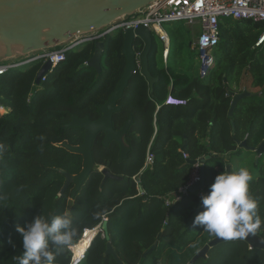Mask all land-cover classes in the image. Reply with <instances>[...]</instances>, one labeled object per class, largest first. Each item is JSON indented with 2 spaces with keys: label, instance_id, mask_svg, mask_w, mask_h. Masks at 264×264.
<instances>
[{
  "label": "trees",
  "instance_id": "16d2710c",
  "mask_svg": "<svg viewBox=\"0 0 264 264\" xmlns=\"http://www.w3.org/2000/svg\"><path fill=\"white\" fill-rule=\"evenodd\" d=\"M219 30L215 68L204 78L159 66L154 42L148 69L158 82L150 92L146 80L136 72L118 103L120 111L112 118L115 131L133 119L123 139L130 148L127 160L120 162L119 145L111 142L103 146L104 135L98 134L92 146L96 169L69 209L68 191L57 198L64 180L58 170L69 175L79 173L82 157L61 144L79 145L84 134L66 125L73 116H88L91 121L101 116L99 108L113 93L125 68L123 32L103 40L99 72L87 66L95 49L93 43H85L66 54L40 84L41 89L35 86L41 61L0 76V107L5 111L0 113V264H18L23 246L16 227L36 216L50 222L53 216L69 213L77 229L72 244L84 229L107 219L109 240L122 264H188L217 237L200 226L193 227L194 217L203 210L198 192H187L169 208L164 199L189 182L193 166L186 160L212 156L227 159L217 158L216 163L207 160L202 165L203 192L207 194L229 157L239 150L237 143L246 135L247 146L264 141V43L255 47L264 23L221 19ZM133 49L142 52L143 43L135 41ZM250 89L259 91L239 101L229 118L230 93ZM168 96L183 104L166 105ZM184 141L186 154L180 152ZM147 153L153 159L145 166ZM261 166L259 162L258 169H263ZM99 168L122 180H108L101 186ZM260 196H264V189ZM156 241L157 249L143 258ZM243 245L229 248L224 255L223 248L214 255L224 257L221 264H247ZM105 249L106 240L98 235L82 264H117L112 256L103 255ZM69 258L65 248L56 253L54 264H68Z\"/></svg>",
  "mask_w": 264,
  "mask_h": 264
},
{
  "label": "water",
  "instance_id": "95a60500",
  "mask_svg": "<svg viewBox=\"0 0 264 264\" xmlns=\"http://www.w3.org/2000/svg\"><path fill=\"white\" fill-rule=\"evenodd\" d=\"M155 1L157 0H0V51L3 52V59L8 60L12 57L14 51L23 56H30L54 49L67 43L74 36L97 31L123 17L134 14ZM138 40L143 43V50L140 55V70H137L135 51L133 49L134 42ZM153 45L154 40L150 29L138 26L135 29L126 30L123 33V45L121 49V53L125 58V68L113 93L104 105L99 108L101 116L95 121H91L89 117L80 119L73 116L71 121L66 125L67 128H79L84 133L82 143L79 145L71 146L67 143L61 144L66 150L82 156L83 159L82 170L78 175L70 176L65 171L58 170L65 178L60 194H63L70 184L74 186L68 201V209L71 207L72 200L81 185L96 168L92 146L98 134L102 133L104 135L102 143L105 147L111 142H116L120 149L119 160H127L130 148L124 144L123 138L126 136L133 119L130 117L119 131H115L112 126V118L114 114L120 111L117 103L123 98L136 72L146 80L150 92L153 90L154 83L158 82V79L152 77L148 69V56ZM94 49L92 58L87 62V66L99 72L104 43L102 41L95 42ZM49 70L50 63L47 61L42 64V67L36 75V87L40 86L41 78L47 75ZM230 94L232 96V102L227 113L229 118L232 117L239 101L252 96L248 91ZM237 144L239 149H248L246 142ZM251 150L255 153V162H257L259 156L264 152V142L260 143L257 149L253 148ZM180 152L186 154V141L183 142ZM229 155L230 153H227L226 156ZM217 158L222 159L224 157L212 156L200 160H186V163L191 166L199 165L198 180L187 187L188 193L194 194L203 189L204 169L202 165L207 160H215ZM225 171H232L230 163L225 165ZM99 172L102 175L101 186L108 180H122L121 177L111 175L105 168H99ZM137 190L139 193H142V188L139 185ZM100 228L106 240V249L103 255H110L117 264H122L112 249L109 240L107 219L101 222ZM235 241L247 244L249 237L235 239L215 237L199 250L188 264H196L200 259H205L209 250L218 245ZM157 246L158 241L144 253L143 258L151 255L157 249ZM257 248L264 249V243L257 244Z\"/></svg>",
  "mask_w": 264,
  "mask_h": 264
},
{
  "label": "built area",
  "instance_id": "2783aa9c",
  "mask_svg": "<svg viewBox=\"0 0 264 264\" xmlns=\"http://www.w3.org/2000/svg\"><path fill=\"white\" fill-rule=\"evenodd\" d=\"M221 19L232 20H251L253 22L264 23V0H157L148 6L138 10L134 14L123 17L106 27L97 31L74 36L67 43L38 54L26 56V59L13 64L0 63V76L9 70H15L22 66H29L32 63L41 61L50 63V74L56 66L65 60L66 54L70 51L78 49L85 43L103 42V40L117 31L123 33L128 29H135L143 26L155 32L159 39L166 43L161 30V25L165 23L184 22L188 26H197L198 36L191 43L192 50H197L199 61V77H206L215 68V55L220 42L219 22ZM264 43V32L260 35L255 47H259ZM141 52H135L137 70H140ZM47 74V75H48ZM47 75L41 78L40 84L43 83ZM37 88V87H36ZM166 105L183 104L182 101L176 100L168 96ZM0 111L3 109L0 107ZM153 156L150 153L146 155L145 166L152 163ZM199 165L193 166L189 182L185 187L180 188L171 197L164 199V205L169 208L172 204L181 200L182 196L187 193V187L198 180ZM139 180H136L138 183ZM140 195L142 193H139ZM93 233V237L89 240L88 247L79 254H76L74 248L88 234ZM100 235L104 238V234L100 225L84 229L80 239L67 247L70 258L68 264H82L85 259L86 252L93 240Z\"/></svg>",
  "mask_w": 264,
  "mask_h": 264
},
{
  "label": "clouds",
  "instance_id": "9594fccd",
  "mask_svg": "<svg viewBox=\"0 0 264 264\" xmlns=\"http://www.w3.org/2000/svg\"><path fill=\"white\" fill-rule=\"evenodd\" d=\"M252 179L250 171L243 167L218 174L208 193L200 198L203 210L194 217L193 227L200 226L224 239L254 235L264 220L249 191ZM16 232L23 246L22 256L17 257L18 264H54L56 253L70 246L77 235L69 213L53 216L50 222L44 216H36L30 223L18 225Z\"/></svg>",
  "mask_w": 264,
  "mask_h": 264
},
{
  "label": "rangeland",
  "instance_id": "374dc122",
  "mask_svg": "<svg viewBox=\"0 0 264 264\" xmlns=\"http://www.w3.org/2000/svg\"><path fill=\"white\" fill-rule=\"evenodd\" d=\"M191 28H197V26H188L184 22H175V23H165L161 25L162 32L167 36L169 41V53L166 59L162 56V50L164 48L163 42L159 39L158 35L155 32H152L153 40L157 47L156 52V61L161 67H171L177 73H184L189 76L198 75L199 73V61H198V52L197 50H192L191 43L196 40L198 36V32L191 33ZM196 29V30H197ZM26 59V56L20 55L17 57V61L21 62ZM2 63V62H1ZM6 63V62H3ZM2 63V64H3ZM25 67V66H22ZM37 89H41V87H37ZM250 93H256L259 89H250L248 90ZM5 111H0V113H4ZM253 155L247 154L246 151H236L229 157L228 162L232 163L233 169L247 168L253 169L255 168L253 162ZM264 160V159H262ZM212 162V161H211ZM216 163V160L213 161ZM243 242H230L225 244H231V247H225L223 252H227L229 248H235L239 244ZM245 247V243H243ZM214 249V248H212ZM214 253L219 254L215 250L212 256L207 257L205 259H200L199 264H221L224 260L222 256H215ZM225 253H223L224 255Z\"/></svg>",
  "mask_w": 264,
  "mask_h": 264
},
{
  "label": "flooded vegetation",
  "instance_id": "af4514ba",
  "mask_svg": "<svg viewBox=\"0 0 264 264\" xmlns=\"http://www.w3.org/2000/svg\"><path fill=\"white\" fill-rule=\"evenodd\" d=\"M124 96H125V93H124ZM118 103H119V101H118ZM118 103H117V105H118ZM118 107H119V105H118ZM86 117H88V116H86ZM247 138H248V135H246L245 140L243 142H247L246 141ZM246 146H247V144H246ZM258 146H247L248 149H243V148L239 149L238 148L239 149L238 151H246L247 154H252L253 155L252 162H253L255 168L248 169L250 171V173L252 174V177H253V179L249 182V191L252 194L253 198L256 199V201H257L258 214L261 216L262 220H264V196L263 197L260 196V191L262 189H264V177H263V175H264V160H262V159H264V152H263V154L261 156H259L258 161L255 162L256 156H255V153L252 152V150H251L253 148L257 149ZM119 158H120V152H119ZM223 160H224V162H226V158H223ZM120 162H123V161H120ZM259 162L262 164L261 167L263 169H258L257 165H258ZM82 163H83V159H82ZM228 163H230V162H228ZM228 163H226V164H228ZM81 170H82V168L80 169L79 173L81 172ZM215 170H218V169H215ZM238 170L239 169H232L233 172L238 171ZM98 171H99V169H98ZM224 171H225V169H224ZM79 173L73 174V175H70V176H75V175H78ZM116 177H120V176H116ZM64 182H65V178L63 180L62 186L64 185ZM61 188H60V190H61ZM73 188H74V186L72 184H70L69 187L67 188V190L63 194H60V190H59V192L57 194V198H58V197H62L67 191L69 192V195H68V197L66 199L67 200V206H68V201H69V199L71 197V192H72ZM80 188H79V190H80ZM202 195H206L205 192H203V189L198 192V196L200 198H201ZM72 203H73V200H72ZM248 237H249V242L247 244H245V257H246V260H247V264H264V249L257 248V244H261V243L263 244L264 243V224H262L261 228L258 229L257 232L254 235L250 234ZM228 245L230 246L231 244H225L224 243V244L218 245L217 247H214V249H210L208 254H207V257H210L211 254L213 252H215V250H217L219 252V250H221V249H223L225 247H228Z\"/></svg>",
  "mask_w": 264,
  "mask_h": 264
},
{
  "label": "crops",
  "instance_id": "0c3cea01",
  "mask_svg": "<svg viewBox=\"0 0 264 264\" xmlns=\"http://www.w3.org/2000/svg\"><path fill=\"white\" fill-rule=\"evenodd\" d=\"M197 28H191V33L193 34V33H195V32H198L199 31V29H197ZM166 36V35H165ZM166 40H167V42L166 43H164L163 42V44H164V48H163V50H162V56H163V58L164 59H166L167 57H168V53H169V41H168V38H167V36H166ZM191 45V44H190ZM3 52L2 51H0V61L3 63V62H6V63H3V64H13V63H17L18 61H17V57L19 56V53L18 52H16V51H14L13 52V54H12V57L10 58V59H8V60H5V59H3V54H2ZM0 62V63H1ZM4 111V110H3ZM231 164V167H232V169H233V165H232V163H230Z\"/></svg>",
  "mask_w": 264,
  "mask_h": 264
},
{
  "label": "bare ground",
  "instance_id": "6f19581e",
  "mask_svg": "<svg viewBox=\"0 0 264 264\" xmlns=\"http://www.w3.org/2000/svg\"><path fill=\"white\" fill-rule=\"evenodd\" d=\"M164 35V33H163ZM165 37V35H164ZM93 237V233L88 234L84 237V239L76 246V248H74V251L76 254L82 253L87 247H88V243L89 240Z\"/></svg>",
  "mask_w": 264,
  "mask_h": 264
}]
</instances>
